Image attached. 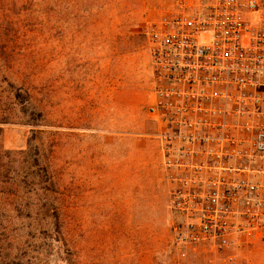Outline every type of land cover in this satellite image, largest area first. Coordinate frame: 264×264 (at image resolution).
<instances>
[{
    "label": "rangeland",
    "instance_id": "rangeland-1",
    "mask_svg": "<svg viewBox=\"0 0 264 264\" xmlns=\"http://www.w3.org/2000/svg\"><path fill=\"white\" fill-rule=\"evenodd\" d=\"M166 5L0 0V264H201L171 247L146 112Z\"/></svg>",
    "mask_w": 264,
    "mask_h": 264
},
{
    "label": "built area",
    "instance_id": "built-area-1",
    "mask_svg": "<svg viewBox=\"0 0 264 264\" xmlns=\"http://www.w3.org/2000/svg\"><path fill=\"white\" fill-rule=\"evenodd\" d=\"M145 28L170 244L238 264L264 248V0H165Z\"/></svg>",
    "mask_w": 264,
    "mask_h": 264
},
{
    "label": "trees",
    "instance_id": "trees-1",
    "mask_svg": "<svg viewBox=\"0 0 264 264\" xmlns=\"http://www.w3.org/2000/svg\"><path fill=\"white\" fill-rule=\"evenodd\" d=\"M2 121H3V120H0V123H3Z\"/></svg>",
    "mask_w": 264,
    "mask_h": 264
}]
</instances>
